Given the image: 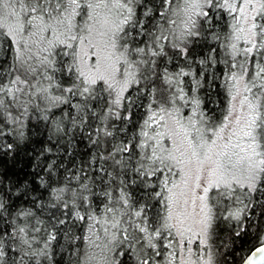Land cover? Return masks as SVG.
<instances>
[{
  "label": "snow or ice",
  "instance_id": "1",
  "mask_svg": "<svg viewBox=\"0 0 264 264\" xmlns=\"http://www.w3.org/2000/svg\"><path fill=\"white\" fill-rule=\"evenodd\" d=\"M0 166V264H264V0H0Z\"/></svg>",
  "mask_w": 264,
  "mask_h": 264
},
{
  "label": "trees",
  "instance_id": "2",
  "mask_svg": "<svg viewBox=\"0 0 264 264\" xmlns=\"http://www.w3.org/2000/svg\"><path fill=\"white\" fill-rule=\"evenodd\" d=\"M222 65H218L216 68V74L219 76V79L210 80L205 78L202 81V87L198 91L199 98L204 102L208 108H211L216 115L219 117L221 111L227 105V94L224 88L225 80L221 73ZM33 140L35 141L31 148L29 149L30 155H21L18 162L13 166L11 162H9V177L12 180L20 178L21 180L27 179L28 181L32 180L31 175H26L32 171V165L35 162L32 157L35 156L36 152H39L44 147H52L53 151L51 154H46L48 156V160H55L57 164H61L63 167H67L70 169H75L81 161L84 152L86 151L85 146L83 143L75 142L77 144L76 147H68L67 149L64 148L63 142L59 146H53L47 143V137L44 135V127L41 125L38 128H34L32 130ZM34 149L35 151H32ZM3 168L0 166V171ZM257 213H259V209H257ZM253 219H256L254 217ZM250 235L255 234V229H249ZM221 242L226 244H230V237H229V226L223 224L221 222V229L218 230V239L216 240L217 245ZM243 243V248L246 250L251 243H254L250 239V237H245L244 241H237L235 246V251L238 253L240 252V246ZM60 244L66 247V242L64 240H60ZM231 250V249H229ZM232 258L230 257V260ZM236 264H238V256L236 258Z\"/></svg>",
  "mask_w": 264,
  "mask_h": 264
}]
</instances>
